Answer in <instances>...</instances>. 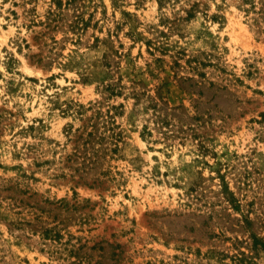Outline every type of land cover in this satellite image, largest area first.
<instances>
[{
	"label": "rangeland",
	"instance_id": "374dc122",
	"mask_svg": "<svg viewBox=\"0 0 264 264\" xmlns=\"http://www.w3.org/2000/svg\"><path fill=\"white\" fill-rule=\"evenodd\" d=\"M0 264H264V0H0Z\"/></svg>",
	"mask_w": 264,
	"mask_h": 264
}]
</instances>
